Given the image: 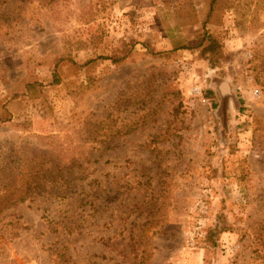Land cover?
Returning <instances> with one entry per match:
<instances>
[{"label":"rangeland","instance_id":"obj_1","mask_svg":"<svg viewBox=\"0 0 264 264\" xmlns=\"http://www.w3.org/2000/svg\"><path fill=\"white\" fill-rule=\"evenodd\" d=\"M0 264H264V0H0Z\"/></svg>","mask_w":264,"mask_h":264},{"label":"trees","instance_id":"obj_2","mask_svg":"<svg viewBox=\"0 0 264 264\" xmlns=\"http://www.w3.org/2000/svg\"><path fill=\"white\" fill-rule=\"evenodd\" d=\"M206 48L209 49V46ZM40 156H36L33 159V170L29 172V177L31 178L30 184L27 187V190L29 192H35L37 190H40L41 188H45V185L42 183H46L48 181V177H51L53 175L52 171H49L47 168H43L42 164H40L39 161ZM34 182V184H32ZM26 199V195L23 194V192L20 193L19 198L17 199V202L24 201Z\"/></svg>","mask_w":264,"mask_h":264},{"label":"built area","instance_id":"obj_3","mask_svg":"<svg viewBox=\"0 0 264 264\" xmlns=\"http://www.w3.org/2000/svg\"><path fill=\"white\" fill-rule=\"evenodd\" d=\"M198 92H199V91H198L197 88H194L193 91H192L193 94H197ZM202 101L204 102L205 100H202Z\"/></svg>","mask_w":264,"mask_h":264}]
</instances>
